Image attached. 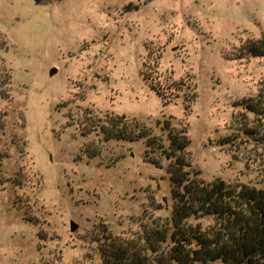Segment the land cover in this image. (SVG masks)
<instances>
[{"label": "rangeland", "instance_id": "374dc122", "mask_svg": "<svg viewBox=\"0 0 264 264\" xmlns=\"http://www.w3.org/2000/svg\"><path fill=\"white\" fill-rule=\"evenodd\" d=\"M262 33L264 0H0L12 97L0 132V264H101L104 227L131 237L170 216L169 162L142 140L104 142L89 112L136 119L155 139L158 121L185 126L203 181L264 190V122L236 107L264 85V58L235 60ZM190 76L197 98L185 112L188 91L173 86Z\"/></svg>", "mask_w": 264, "mask_h": 264}, {"label": "trees", "instance_id": "16d2710c", "mask_svg": "<svg viewBox=\"0 0 264 264\" xmlns=\"http://www.w3.org/2000/svg\"><path fill=\"white\" fill-rule=\"evenodd\" d=\"M245 58H264V33L240 44L235 60ZM143 79L147 81V78ZM193 80L190 76L173 86L177 92L182 87L188 91V95L182 98L185 112L190 111L197 98ZM10 85V70L0 59V132L6 127L7 106L12 102ZM150 90L163 105L171 103L165 101L160 90L152 85ZM236 104L243 114L264 122V85L256 96ZM87 116L94 117L90 131H97L104 142L142 140L147 150L158 151L169 162L170 216L164 220L153 219L131 237L112 236L104 227L96 241L101 264H264V190L219 178L203 181L200 172L191 165L190 139L185 126L176 128L169 121L161 124L158 121L156 128L162 135L155 139L151 137L153 129L136 119L124 116L102 119L90 112ZM17 121L24 128L23 113H17ZM245 123V119L239 120L240 132L254 136V129L246 127ZM6 157L1 153L0 161ZM87 158L93 159L96 155ZM200 217L212 218L213 224L202 227L199 223L189 222ZM89 262L93 263V260Z\"/></svg>", "mask_w": 264, "mask_h": 264}, {"label": "water", "instance_id": "95a60500", "mask_svg": "<svg viewBox=\"0 0 264 264\" xmlns=\"http://www.w3.org/2000/svg\"><path fill=\"white\" fill-rule=\"evenodd\" d=\"M53 72H54V70H53ZM74 229H76V226L71 223V231H74Z\"/></svg>", "mask_w": 264, "mask_h": 264}]
</instances>
